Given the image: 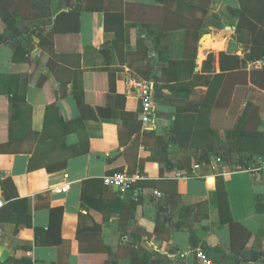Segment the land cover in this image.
Returning <instances> with one entry per match:
<instances>
[{"label":"crops","instance_id":"crops-1","mask_svg":"<svg viewBox=\"0 0 264 264\" xmlns=\"http://www.w3.org/2000/svg\"><path fill=\"white\" fill-rule=\"evenodd\" d=\"M43 1L53 14L0 25V173L13 195L0 176V264H264V57L255 67L225 57L222 68L218 56L264 45V20L238 36V0ZM145 86L149 124L140 119ZM80 101L117 120H86L90 151L66 168L28 170L47 105L72 119ZM227 170L245 172L226 181L229 207L210 187ZM120 171L163 190L174 180L180 199L108 187L104 177ZM63 183L70 189L57 191Z\"/></svg>","mask_w":264,"mask_h":264},{"label":"trees","instance_id":"trees-1","mask_svg":"<svg viewBox=\"0 0 264 264\" xmlns=\"http://www.w3.org/2000/svg\"><path fill=\"white\" fill-rule=\"evenodd\" d=\"M163 1V0H162ZM183 1L180 3H188L189 0H179ZM240 4V8L242 10L241 18L239 21V24L237 26V34L240 35V31L242 30H249V29H255L258 24H261L264 20V0H238ZM193 8H201L200 6H197L192 1ZM44 1L43 0H0V25L3 28V30H8L15 24L14 17L16 14H21L24 17H38L41 15H49L53 14L55 11L51 10V7H44ZM167 5V3H166ZM10 8H13L12 10ZM20 9L25 10L23 13L20 11ZM207 8L203 10L204 13H206ZM237 36V37H238ZM240 38V37H238ZM220 65L222 68H226L225 66V57L227 59L235 58L236 59V65H239L240 67H245L247 65V62L251 63L252 67H255V64L260 59H263L264 57V45L254 46L251 49V52L246 55L245 58H242L240 56L236 55H227L225 52L221 51L218 54ZM216 61V55L214 53H210L208 56V61ZM26 81V80H25ZM28 82L26 81L25 84H23V90L27 91ZM15 106H17L16 103H13ZM57 108V105L55 102L51 103L50 105H47V115L45 117V122L43 126L44 133L40 135V146L32 153L28 170H35L38 168H46L49 172H53L56 170H60L67 167V161L68 159L75 157V156H81L84 154H87L90 151V145H89V138L85 131V121L86 120H100V121H114L117 120L116 113L113 114L104 112L103 110L94 107L89 102H78V109H79V115L72 119H66L62 115L58 116H52V111ZM71 133L79 134V140L75 143H68L65 142L61 147L55 148L53 144H55V139L63 136H68ZM27 133H24L23 135H18V137H25L27 136ZM50 145L49 147L47 145ZM232 150L238 153H241L242 151L239 148H235L232 146ZM235 174H245L243 171H231L227 170V172L219 179L213 178L210 182V187L217 188L218 190H223V199L225 200V206L229 207L228 203V191L226 189V181H230L231 177ZM1 179H2V189L4 193L11 197L13 196L11 191H9V188L7 186L11 187V178L6 173H0ZM230 177V178H227ZM104 181V180H103ZM150 180L147 179H139L135 181V183L132 185L131 189H139L141 191H144L147 188L151 189H161L163 190L164 187L159 186L158 182H155L154 184L148 183ZM168 184L169 189H165L163 191H168L170 194V199L172 202H176L177 198L180 199V195L177 192V182L174 180H168L165 182ZM221 183L224 184L223 187L220 188ZM151 186V187H150ZM83 198L87 200V202L90 205H95L91 201L83 195ZM83 199V200H84ZM224 203H221L219 205L220 211H223V208H225ZM31 218L27 220L28 225H32ZM237 224L233 222L232 227L237 230V233L234 235V237L239 238V236H242L243 238V232L238 233ZM162 223L158 222L156 226V233L160 234V227ZM240 231V230H239ZM251 233L247 234L245 238L243 239V242L241 243L240 247L237 250V253L240 254V250L244 247L246 242L248 241ZM233 237V238H234ZM264 261V259L262 260ZM241 264H246L247 260L242 259Z\"/></svg>","mask_w":264,"mask_h":264},{"label":"built area","instance_id":"built-area-1","mask_svg":"<svg viewBox=\"0 0 264 264\" xmlns=\"http://www.w3.org/2000/svg\"><path fill=\"white\" fill-rule=\"evenodd\" d=\"M262 61H257L256 64L261 63ZM141 98V120L145 124H149L152 122L153 113V99L151 94L150 86H145L140 94ZM260 164L264 166V156L260 158ZM138 180L136 175L128 174L124 171L115 172L110 175L104 177L105 184L109 187H115L118 190H126L131 189L132 185L135 181ZM57 191L66 192L70 189V183H63L62 185H58ZM3 200L0 199V207L3 205ZM198 256L200 259L205 260L206 257L202 251H199Z\"/></svg>","mask_w":264,"mask_h":264},{"label":"rangeland","instance_id":"rangeland-1","mask_svg":"<svg viewBox=\"0 0 264 264\" xmlns=\"http://www.w3.org/2000/svg\"><path fill=\"white\" fill-rule=\"evenodd\" d=\"M218 13L221 15H224V17H225V10L223 8H218Z\"/></svg>","mask_w":264,"mask_h":264}]
</instances>
